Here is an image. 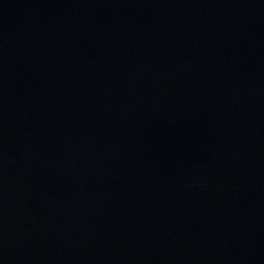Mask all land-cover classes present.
<instances>
[{"label": "water", "instance_id": "1", "mask_svg": "<svg viewBox=\"0 0 264 264\" xmlns=\"http://www.w3.org/2000/svg\"><path fill=\"white\" fill-rule=\"evenodd\" d=\"M0 264H264V0H0Z\"/></svg>", "mask_w": 264, "mask_h": 264}]
</instances>
